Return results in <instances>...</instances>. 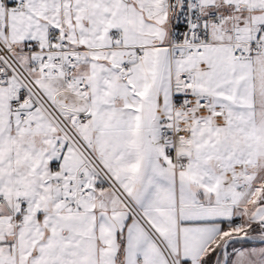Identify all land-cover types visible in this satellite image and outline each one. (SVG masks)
<instances>
[{
  "label": "snow or ice",
  "instance_id": "1",
  "mask_svg": "<svg viewBox=\"0 0 264 264\" xmlns=\"http://www.w3.org/2000/svg\"><path fill=\"white\" fill-rule=\"evenodd\" d=\"M0 264H264V0H0Z\"/></svg>",
  "mask_w": 264,
  "mask_h": 264
}]
</instances>
